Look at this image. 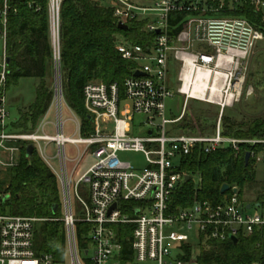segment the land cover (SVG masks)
I'll return each instance as SVG.
<instances>
[{"label": "built area", "instance_id": "obj_1", "mask_svg": "<svg viewBox=\"0 0 264 264\" xmlns=\"http://www.w3.org/2000/svg\"><path fill=\"white\" fill-rule=\"evenodd\" d=\"M9 1L3 0L0 12V174L17 166L28 146L56 174L70 264H193L181 259L182 247L199 246L201 238L225 242L231 236L264 233V207L256 201L255 205L240 201L236 187L216 203L196 201L177 213L169 207L170 197L186 184L185 178L192 180L182 165L194 152L210 155L245 144L252 147L249 160H264V139H233L221 129L223 114L241 95L240 68L263 40L247 20L221 12L233 11L247 0H104L117 25L128 29L129 23H140L148 40L140 45L117 36L115 50L132 63L131 74L122 89L116 83L85 84L82 99L90 128L83 132L78 120L72 136L65 135L62 112L66 107L59 40L63 0H46L55 122L46 120L47 112L32 131L12 126L6 102ZM248 1L264 11V1ZM176 95L184 98V107L189 100L216 106L218 120L211 134L174 130L185 115L182 111L175 117L168 110L167 102ZM68 145L76 150L73 159L67 156ZM128 152L142 154L145 165L137 167L119 159V153ZM87 156L94 163L76 176L71 174L68 162L77 169ZM54 161L59 172L52 166ZM9 199V194L0 193V206ZM39 221L0 213V264H58L50 255L34 251V226ZM78 225L84 227L83 245ZM122 238L129 242L130 254L124 253Z\"/></svg>", "mask_w": 264, "mask_h": 264}, {"label": "trees", "instance_id": "obj_2", "mask_svg": "<svg viewBox=\"0 0 264 264\" xmlns=\"http://www.w3.org/2000/svg\"><path fill=\"white\" fill-rule=\"evenodd\" d=\"M103 1L63 0L60 10L62 92L70 110L80 118L83 132L90 125L82 99L85 84L90 81L116 83L122 89L124 80L133 69L132 63L123 60L115 50L117 36L122 35L140 45L148 40L141 33L140 23L131 22L127 30H119L112 10ZM2 10L3 0H0V12ZM221 12L223 15L247 20L262 33L264 39V11L252 6L248 0L233 11L224 9ZM5 39L8 58L6 90L20 79L39 81L34 102L25 112L20 113L18 122L12 124L18 131L29 132L48 111L52 100V91L46 83L53 70L47 1L10 0ZM217 115L216 113L214 120ZM199 120H184L176 125V130L192 134L201 128ZM221 129L224 136L233 139H264V118L238 123L222 116ZM199 133L203 134L202 131ZM251 150L252 147L243 144L235 151L222 148L210 155L194 152L188 156L182 169L191 178L199 175L200 187L195 189L192 180L183 184L170 197V212L177 213L196 201L219 202L230 195L232 187L238 189L240 201H243L246 191L258 187L254 201L264 207V185L256 182V162L250 159L245 164V155ZM1 174L0 191L5 190L10 199L4 206H0V213L39 219L34 226L35 253L50 255L55 262L61 261L67 252V246L65 228L60 221L63 205L56 175L36 150L27 156L26 149L21 153L18 165ZM223 185H227L229 189L221 194ZM83 228L78 225L81 245ZM124 232L128 234V231ZM121 242L124 253L130 254V244L126 238H122ZM182 252L184 256L181 259L193 264H264V233L238 236L236 243L231 240L219 242L201 238L198 255H194L188 245L182 247Z\"/></svg>", "mask_w": 264, "mask_h": 264}, {"label": "rangeland", "instance_id": "obj_3", "mask_svg": "<svg viewBox=\"0 0 264 264\" xmlns=\"http://www.w3.org/2000/svg\"><path fill=\"white\" fill-rule=\"evenodd\" d=\"M103 4H106L103 1ZM52 39V34H51ZM3 55V42L0 39V61L2 60ZM241 75L243 78V82L241 84V95L237 99L231 108H228L226 112L223 114L224 117L235 120L236 122L241 123H249L254 120L264 118V39L259 41L254 48L249 53L248 57L245 60L244 65L240 68ZM39 81L31 78H24L17 81L16 84L10 85L6 92V102L7 109L10 114L11 123H17L20 119V113L25 112L29 108V106L34 102L36 97V88L38 86ZM48 86L53 93L54 90V70H52L51 76L47 79ZM64 97V96H63ZM65 101V99H64ZM52 104V102H51ZM66 107L68 106L65 101ZM63 106V120H64V132L66 136H72L75 132L76 122L80 118L76 116V114ZM167 107L169 112L172 113L173 116L177 117L184 111L183 120L180 122L187 120H192L195 122L197 119L201 125L200 129H196L192 134H200L199 132H203L201 135L211 134L213 129L217 123L218 115L216 120L215 116L217 113V108L214 105H209L206 103L189 100L184 107V98L182 96L176 95L173 99H170L167 102ZM51 108V105H50ZM49 108V110H50ZM43 118H40L37 122V126L40 125ZM46 120L54 123L55 122V114L53 108L48 112ZM222 121V119H221ZM215 122V123H214ZM174 125V130L178 133L180 131L176 130V125ZM90 128V126L88 127ZM87 128V129H88ZM49 131H53V127L49 128ZM76 152L71 146H66V153L69 159H73L74 153ZM76 154V153H75ZM118 157L120 160L124 162H128L137 167H143L145 165L144 156L140 153L128 152V153H119ZM94 163V160L87 156L85 157L80 166L77 169H74L73 163L68 162V170L71 174L77 175V172L85 171L88 167H90ZM52 166L59 172V166L56 161L52 163ZM255 173H256V182L259 185H264V160L262 162L256 163L255 165ZM3 174H0V179ZM192 181L195 189L200 187V176L194 175L192 176ZM258 190V187H255L252 190H248L245 192L243 197V203H253L256 204L254 200L255 192ZM5 190H1L0 193H4ZM6 193V191H5ZM73 205L76 206V201L74 197L72 198ZM194 255H198L199 246L192 245L190 246ZM84 260V259H83ZM58 264H70L68 251L62 257V260L58 262Z\"/></svg>", "mask_w": 264, "mask_h": 264}, {"label": "water", "instance_id": "obj_4", "mask_svg": "<svg viewBox=\"0 0 264 264\" xmlns=\"http://www.w3.org/2000/svg\"><path fill=\"white\" fill-rule=\"evenodd\" d=\"M117 27H118L119 30H127V26L126 25L118 24ZM7 62H8V59H7ZM139 75L140 74H138V73L136 74V76H139ZM87 119L90 120L91 119L90 116H88ZM32 152H33V147L32 146H28L27 149H26L27 156L31 155ZM248 161H249V153H246V155H245V164H247ZM188 181H189V176H187L185 178V183H187ZM228 189H229V187L227 185H223L222 188H221L220 193L221 194H224L226 191H228ZM112 208H114V206ZM54 211H55V207L53 208V212ZM230 240L233 243H236L237 242V238L236 237H233V236L230 237Z\"/></svg>", "mask_w": 264, "mask_h": 264}, {"label": "crops", "instance_id": "obj_5", "mask_svg": "<svg viewBox=\"0 0 264 264\" xmlns=\"http://www.w3.org/2000/svg\"><path fill=\"white\" fill-rule=\"evenodd\" d=\"M50 105H51V104H50ZM49 108H50V107H49ZM50 110H51V108H50ZM50 110L48 109L47 112H49ZM47 112H46V113H47ZM46 113H45V114H46ZM45 114H44V115H45ZM44 115H43V116H44ZM43 116H42L41 118H43ZM12 124H13V123H12ZM36 127H37V125H36ZM36 127H35V128H36ZM35 128H34V129H35ZM15 130H16V129H15ZM31 131H32V130H31ZM72 148H73V147H72ZM73 149H75V148H73ZM33 150H34V149H33ZM75 153H76V152H75ZM75 153H74V156H75ZM74 156H73V157H74ZM82 172H84V171L77 172V175H78L79 173H82ZM55 175H56V174H55ZM74 176H76V175H74Z\"/></svg>", "mask_w": 264, "mask_h": 264}]
</instances>
